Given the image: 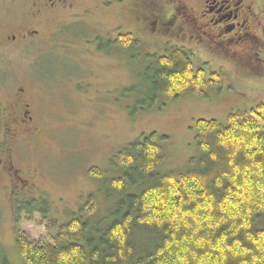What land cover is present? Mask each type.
Masks as SVG:
<instances>
[{
	"label": "rangeland",
	"instance_id": "rangeland-1",
	"mask_svg": "<svg viewBox=\"0 0 264 264\" xmlns=\"http://www.w3.org/2000/svg\"><path fill=\"white\" fill-rule=\"evenodd\" d=\"M101 1L115 9L112 15L105 18L95 8ZM159 4L175 5L167 0H79L73 9L78 16L68 23L59 11L35 5L37 11L33 0H0V37H17L0 44V104L9 117L11 106L21 99L33 117L31 131L1 145L0 264L4 257L9 264H22L17 233L48 241L90 195L100 203V213H106L109 204L101 195L105 180L115 176L110 159L128 143L155 134L160 171L182 172L199 155L197 120L224 123L229 113L264 104V0H247L254 14L250 36L228 43L207 29L203 37L182 17L174 19L169 32H152L149 22L156 12L151 6ZM176 5L201 13L197 0H176ZM23 33L28 41L19 40ZM126 34L139 41L134 50L113 52L117 48L107 40ZM166 46L183 48L194 69L206 77L222 72L229 83L209 88L205 98L191 93L158 97L148 107L143 98L145 58L163 54ZM93 168L103 176L91 177ZM30 200L48 205L45 219L37 213L16 216L14 204ZM141 234L139 241H146Z\"/></svg>",
	"mask_w": 264,
	"mask_h": 264
},
{
	"label": "trees",
	"instance_id": "trees-1",
	"mask_svg": "<svg viewBox=\"0 0 264 264\" xmlns=\"http://www.w3.org/2000/svg\"><path fill=\"white\" fill-rule=\"evenodd\" d=\"M107 42L119 52L139 41L126 34ZM190 58L173 46L146 55L148 107L158 97L205 98L209 88L229 83L222 72L206 77ZM194 141L199 155L182 172L160 171L155 134L128 143L110 159L115 176L101 195L106 213L90 195L48 241L17 233L22 264H264V104L229 113L224 123L197 120ZM14 210L45 219L48 205L30 200ZM2 264H9L5 257Z\"/></svg>",
	"mask_w": 264,
	"mask_h": 264
},
{
	"label": "flooded vegetation",
	"instance_id": "flooded-vegetation-1",
	"mask_svg": "<svg viewBox=\"0 0 264 264\" xmlns=\"http://www.w3.org/2000/svg\"><path fill=\"white\" fill-rule=\"evenodd\" d=\"M197 1L201 5V13L199 15L190 8L188 10L185 6L177 7L176 0H167V2L171 4L175 3V5L172 4V6L168 8L163 6V4L165 5V1L159 2L163 4L151 6L152 11L156 13H154L152 20L149 22L150 30L152 32H158L159 34L169 32L174 19L182 17L185 24L191 26L196 32H200L203 37L208 35L204 31L207 29L216 40H220L224 43L238 42L249 34L250 22L254 14L252 11L253 7L251 8V6L247 4V0ZM77 2H79V0H33V6L37 11L42 9L50 12L59 11L63 14L62 19H64V21L74 23L78 15L73 13V9ZM35 5L38 6L40 10L36 8ZM95 8H97L101 14H105V18L108 14L112 15L115 11V9L110 10V7L104 5L103 1ZM84 11L92 14V11L89 9ZM164 16H166V18H164ZM20 35V41L29 40V38L26 37V33ZM248 36H250V34ZM261 36L262 39H264V30ZM6 40L15 41L17 37L15 35L0 37V44L4 43ZM22 90L23 89L18 88L16 91L22 93ZM29 107L28 103L19 99L17 104L11 106V114L9 117H4V107L0 104V151H4L1 149V145L7 142V140L11 141V139H16L19 132L31 131V127L28 125L33 121V117L30 115ZM8 119L12 120L11 124H7V121H9Z\"/></svg>",
	"mask_w": 264,
	"mask_h": 264
}]
</instances>
